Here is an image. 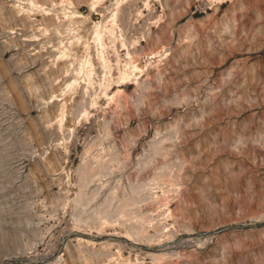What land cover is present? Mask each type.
I'll use <instances>...</instances> for the list:
<instances>
[{"label": "rangeland", "instance_id": "rangeland-1", "mask_svg": "<svg viewBox=\"0 0 264 264\" xmlns=\"http://www.w3.org/2000/svg\"><path fill=\"white\" fill-rule=\"evenodd\" d=\"M0 264H264V0H0Z\"/></svg>", "mask_w": 264, "mask_h": 264}]
</instances>
